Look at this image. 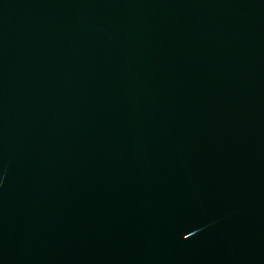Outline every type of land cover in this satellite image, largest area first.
<instances>
[{
	"label": "water",
	"instance_id": "95a60500",
	"mask_svg": "<svg viewBox=\"0 0 264 264\" xmlns=\"http://www.w3.org/2000/svg\"><path fill=\"white\" fill-rule=\"evenodd\" d=\"M0 264H264V0H0Z\"/></svg>",
	"mask_w": 264,
	"mask_h": 264
}]
</instances>
